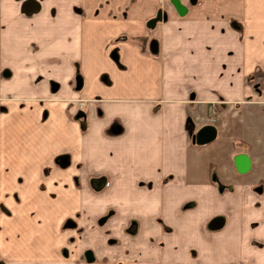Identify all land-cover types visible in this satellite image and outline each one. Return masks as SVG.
<instances>
[{"label": "crops", "instance_id": "1", "mask_svg": "<svg viewBox=\"0 0 264 264\" xmlns=\"http://www.w3.org/2000/svg\"><path fill=\"white\" fill-rule=\"evenodd\" d=\"M160 4L0 0L2 264H81L99 216L143 239L131 264H264V134L247 125L256 107L264 123V0H196L149 30ZM197 110L217 116L202 145Z\"/></svg>", "mask_w": 264, "mask_h": 264}, {"label": "rangeland", "instance_id": "2", "mask_svg": "<svg viewBox=\"0 0 264 264\" xmlns=\"http://www.w3.org/2000/svg\"><path fill=\"white\" fill-rule=\"evenodd\" d=\"M195 1L196 0H179L180 4L183 5V7H185L187 5L191 6L192 4L195 3ZM160 3L161 4L158 7L163 12H165V19L163 20V21H165L171 17V12H176V10H175L174 6L172 5L171 0H160ZM73 5H75V4H73ZM99 5L102 6L105 4L100 3ZM153 17H154V14L150 18H153ZM150 18L148 17L147 19L149 20ZM149 30H151V29H149ZM121 38H122V36H121ZM133 40H135L137 43H140V44H142V42H143V39H139V38H135ZM258 106H260V105H258ZM257 108L258 107H256V109ZM260 108H264V107H260ZM83 109H84V107H82V106L77 107V115L76 116H79L78 115L79 110H83ZM251 109L252 110H250V112H248L249 116L247 117L248 118V122H247L248 124L247 125L249 128L248 131H252L251 135L253 137L254 136L259 137V135L261 136L264 134V123L262 124L263 126L261 128L257 127L259 129L257 130V133H256V126H255L256 125L255 124L256 109H254V108H251ZM214 114H215L214 111L209 110V114L207 116H203L202 112L200 113V111L197 110V112L189 119L190 123H192V126H194L191 135L198 129V127H201L202 125H204L206 123H212L216 127V125L214 124L215 123L214 119H216L217 116H216V114L215 115ZM260 131H262V132H260ZM190 132H191V130H190ZM190 137L191 136H189V139H190ZM260 162L264 163V159H261ZM256 165L259 166L258 162L256 163ZM263 166H264V164H263ZM105 220H106L105 217L99 216V218L96 222V225H97L96 229H90L87 232V233H89L88 234L89 240H87V241H86V239L83 240V241H85V243L84 242H82V243H84L85 246H81L80 252L78 253V259H79L80 263L81 264H131V262H130L131 258L134 256L131 254L129 255L130 251L132 250L130 248V246L131 245L136 246L135 244H137V245L142 244L144 242L143 239L142 240H139V239L134 240V239L128 238L127 236H120V234L119 235L118 234L117 235L116 234H110V230L102 228V226H104L106 223ZM221 224H222V218H219V217H216V219L210 221V226L212 225L216 228H219L221 226ZM63 226H64V224H63ZM121 228L123 230L124 224H121V226H119V229H121ZM82 231H83V229H82ZM97 232L99 233L101 238L100 237L96 238ZM123 235H126V234L124 233ZM90 239H94V240H90ZM8 241H9L8 245H6V246L14 247L12 245V244H14V242L10 238H8ZM18 241L19 240H17V243H18ZM147 241L149 242V244L151 245L150 247L153 250L158 252V251H161L163 249V246H164L163 240L161 241L160 239L150 238ZM155 241H157V244H155ZM134 242H135V244H134ZM62 250H65V249H62ZM86 251H88L92 256V259L90 261H87L85 256H84V253ZM163 251H164V249H163ZM62 253H63V255H67L68 252L65 251ZM0 264H2L1 259H0Z\"/></svg>", "mask_w": 264, "mask_h": 264}, {"label": "water", "instance_id": "3", "mask_svg": "<svg viewBox=\"0 0 264 264\" xmlns=\"http://www.w3.org/2000/svg\"><path fill=\"white\" fill-rule=\"evenodd\" d=\"M171 3L176 8L179 15L185 12V8L182 7L177 0H171ZM159 20L158 18H152L146 22V27L153 28L155 22ZM215 136V128L211 125H203L199 127L190 137L191 143L202 145L211 141ZM234 163L238 172H244L248 168V159L245 155H238L234 158ZM84 256L87 261L92 259L91 254L86 251Z\"/></svg>", "mask_w": 264, "mask_h": 264}, {"label": "flooded vegetation", "instance_id": "4", "mask_svg": "<svg viewBox=\"0 0 264 264\" xmlns=\"http://www.w3.org/2000/svg\"><path fill=\"white\" fill-rule=\"evenodd\" d=\"M178 1V3L180 4V2H179V0H177ZM173 5V4H172ZM181 5V4H180ZM182 7H183V5H181ZM175 8V7H174ZM185 8V7H184ZM175 10H176V8H175ZM176 12H177V10H176ZM177 14H178V12H177ZM179 15V14H178ZM153 18H158L159 20H157L156 22H155V24H154V26L156 25V23H158V22H160V21H163L164 19H165V12H163L161 9H158L157 11H156V13L154 14V17ZM150 19H152V18H150ZM149 19V20H150ZM148 21V20H147ZM146 21V22H147ZM154 26H153V28H154ZM145 27H146V23H145ZM147 29H153V28H148V27H146ZM139 39H142V38H139ZM79 100H81V101H83V105H82V107H84L85 106V104H86V102H87V100H84V99H82V98H73V100L72 101H74L75 103H76V105H77V101H79ZM78 107V106H77Z\"/></svg>", "mask_w": 264, "mask_h": 264}, {"label": "built area", "instance_id": "5", "mask_svg": "<svg viewBox=\"0 0 264 264\" xmlns=\"http://www.w3.org/2000/svg\"><path fill=\"white\" fill-rule=\"evenodd\" d=\"M82 105H83V101H81V100L77 101V106L78 107H81Z\"/></svg>", "mask_w": 264, "mask_h": 264}]
</instances>
